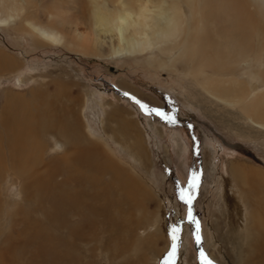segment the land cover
I'll return each instance as SVG.
<instances>
[{
	"label": "rangeland",
	"instance_id": "obj_1",
	"mask_svg": "<svg viewBox=\"0 0 264 264\" xmlns=\"http://www.w3.org/2000/svg\"><path fill=\"white\" fill-rule=\"evenodd\" d=\"M55 1L61 4V11L70 14H76L75 8L91 7L89 0ZM96 1L103 3V0ZM104 1L109 9H119L117 0ZM162 1L168 7L176 5L183 21L191 18L190 5L175 0H131L130 6L137 10L139 4L150 7ZM34 2L29 4L27 11L20 2L0 0V8L34 13L33 9L40 6ZM207 5L204 19L208 21L206 15L211 12V7ZM201 7L202 2H197L196 8ZM22 27L27 26L0 27V52L19 63V68L11 74L0 72V108L6 92L23 99L29 96L30 89L48 83L57 111L62 112L60 106L69 103L73 96L76 105L72 108L76 109L83 125L81 133L101 153V158L92 155L85 157L84 163L76 164V171L72 173L80 176V180L68 181L70 173L63 168L56 177L59 181L67 180V185L62 188L64 192H60L64 195L76 191L87 196L91 191H108V205L103 211L85 213L64 207L67 211L62 224L66 220L67 225L63 227H74L81 217L89 221L82 222L87 235L83 241L73 244L69 264H232L233 258L228 254L226 244L220 238L216 239L213 225L226 230L222 197L227 192L225 182L229 176V163L238 162L247 173L251 167L264 171V141L258 140L264 136L237 135L225 123L198 107L197 104L203 106L217 101L188 73V67L183 68L179 63L175 67L170 65V55L163 52L160 45L151 52L153 56L150 53L135 57L112 56L108 55L105 46L104 55L97 57L61 45L35 48L33 38L20 30ZM182 38L183 33L180 40ZM179 44L180 41L171 55L181 52L182 45ZM161 59L164 62L158 61ZM107 103L125 110L126 117L133 121L145 151L144 159L139 158V161L131 155L126 149L128 142L118 134L115 124L107 122V113L114 108L105 105ZM49 149L45 148L44 155L36 153L34 167L41 166L43 156L45 160L60 157L62 152L58 147L52 152ZM106 157L143 189L148 195L147 204L142 199L131 202V199L116 194L126 189L118 187L113 174L96 166ZM6 166L0 161V234L10 228L14 236L23 238L25 226L37 223L45 233L61 240L60 228L53 226L51 221V209L55 205L51 191L36 196L34 192L9 187L6 185L9 171ZM252 192L264 190L254 185ZM126 226L131 228L129 234ZM112 237L128 249L109 263L106 250L108 239ZM0 239V264H62L52 255H40V247L35 241L23 250L6 253L5 245L1 244L2 236Z\"/></svg>",
	"mask_w": 264,
	"mask_h": 264
},
{
	"label": "bare ground",
	"instance_id": "obj_2",
	"mask_svg": "<svg viewBox=\"0 0 264 264\" xmlns=\"http://www.w3.org/2000/svg\"><path fill=\"white\" fill-rule=\"evenodd\" d=\"M32 1L40 6L33 9L34 13L26 12ZM175 1L190 5L191 18L183 21L176 5L168 7L165 1L150 7L139 4L137 10H133L131 0H117L119 9L112 10L104 0L102 4L89 0L91 7L75 8L76 14H70L61 11V4L55 0H14L25 6L26 10L0 8V27L25 24L27 27L20 30L31 35L35 48L61 45L74 52L97 57L104 55L105 46L108 55L135 57L143 53L152 55L151 52L160 45L163 52L170 55V65L175 67L179 63L183 68L188 67V73L217 101L203 106L197 104L198 107L208 115L215 116L220 123H225L237 135L264 136V0ZM197 2H202L201 8H196ZM205 4L211 7V12L206 15L209 16L208 21L204 19ZM178 41L182 45L181 52L171 55ZM158 61L164 62L162 59ZM17 68L19 63L16 59L0 52V72L8 75ZM121 87L126 88L123 84ZM28 95L20 99L6 92L3 96L0 108V161L6 163L9 169L6 181L9 187L34 192L36 196L51 191V200L55 203L51 209V221L53 226L60 228L62 237L61 240L51 237L37 223L31 226L25 224L23 238L14 236L8 228L0 234L1 244L5 245L4 251L9 253L35 243L40 247V255H52L55 261L69 264L73 244L84 240L87 229L86 226L82 227V222H86L84 217L80 220L77 218V225L72 228L63 227L66 220L65 224L62 221L68 207L85 213L103 211L108 205V191H91L87 196L76 191L64 195L60 192H64L62 188L67 185V180L59 181L56 177L63 168L70 173L68 181L80 180V176L72 173L76 171V164L84 163V158L92 155L101 158V153L81 133L83 125L76 109L72 108L76 105L73 96L69 103L60 102V109L63 110L60 112L57 111L54 94L49 92L48 83L44 87L30 89ZM105 105L114 107L107 113L106 120L115 124L118 134L128 142L126 149L139 161V158L144 159L145 151L139 143V133L134 129L133 121L126 117L127 112L111 103ZM43 138L44 142L41 141ZM258 140L264 141V138ZM57 147L62 152L60 157L45 160L43 156L41 166L34 167L36 153L44 155L45 148H50L52 152ZM229 164V176L225 182L227 192L222 197L226 230H219L214 224L215 237L226 244L227 252L233 258L232 264H264V192H252L254 185L264 190V171L251 167L247 173L238 162ZM96 166L113 174L118 187L126 189L116 194L131 199V202L142 199L144 204L148 203V195L111 158L106 157ZM126 229L129 234L130 226H126ZM107 245L109 263L128 249L127 245L119 244L113 237L108 239Z\"/></svg>",
	"mask_w": 264,
	"mask_h": 264
},
{
	"label": "water",
	"instance_id": "obj_3",
	"mask_svg": "<svg viewBox=\"0 0 264 264\" xmlns=\"http://www.w3.org/2000/svg\"><path fill=\"white\" fill-rule=\"evenodd\" d=\"M199 254H201V251H198Z\"/></svg>",
	"mask_w": 264,
	"mask_h": 264
},
{
	"label": "snow or ice",
	"instance_id": "obj_4",
	"mask_svg": "<svg viewBox=\"0 0 264 264\" xmlns=\"http://www.w3.org/2000/svg\"><path fill=\"white\" fill-rule=\"evenodd\" d=\"M183 198V197H182Z\"/></svg>",
	"mask_w": 264,
	"mask_h": 264
}]
</instances>
